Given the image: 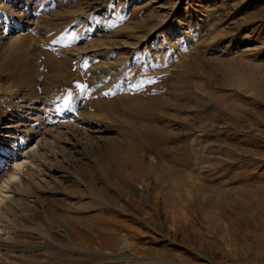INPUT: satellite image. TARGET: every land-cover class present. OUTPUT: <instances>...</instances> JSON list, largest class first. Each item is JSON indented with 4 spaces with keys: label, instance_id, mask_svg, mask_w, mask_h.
Segmentation results:
<instances>
[{
    "label": "rangeland",
    "instance_id": "374dc122",
    "mask_svg": "<svg viewBox=\"0 0 264 264\" xmlns=\"http://www.w3.org/2000/svg\"><path fill=\"white\" fill-rule=\"evenodd\" d=\"M68 93L0 264H264V0H0V141Z\"/></svg>",
    "mask_w": 264,
    "mask_h": 264
},
{
    "label": "bare ground",
    "instance_id": "6f19581e",
    "mask_svg": "<svg viewBox=\"0 0 264 264\" xmlns=\"http://www.w3.org/2000/svg\"><path fill=\"white\" fill-rule=\"evenodd\" d=\"M70 96L68 93V96L57 99L54 109H35L36 114L32 118L20 116L19 120L26 121L23 130L3 134L0 141V247L5 246L4 236L8 235H2V222L12 205L21 201L23 192L36 176L38 166L46 159L48 149L56 146L65 135L72 136L65 127L66 119L73 115L71 109L75 101L72 103ZM64 221L68 223L71 220L65 218ZM77 234L80 230L73 228L70 232L72 237Z\"/></svg>",
    "mask_w": 264,
    "mask_h": 264
}]
</instances>
